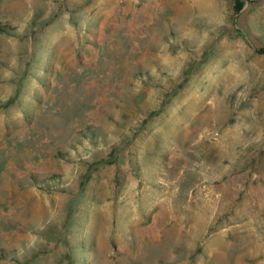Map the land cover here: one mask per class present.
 Wrapping results in <instances>:
<instances>
[{
  "label": "rangeland",
  "instance_id": "obj_1",
  "mask_svg": "<svg viewBox=\"0 0 264 264\" xmlns=\"http://www.w3.org/2000/svg\"><path fill=\"white\" fill-rule=\"evenodd\" d=\"M0 0V264H264V0Z\"/></svg>",
  "mask_w": 264,
  "mask_h": 264
},
{
  "label": "trees",
  "instance_id": "obj_2",
  "mask_svg": "<svg viewBox=\"0 0 264 264\" xmlns=\"http://www.w3.org/2000/svg\"><path fill=\"white\" fill-rule=\"evenodd\" d=\"M245 6V1L243 0H238L236 5H235V8H234V11H235V15L238 17L243 9V7Z\"/></svg>",
  "mask_w": 264,
  "mask_h": 264
}]
</instances>
